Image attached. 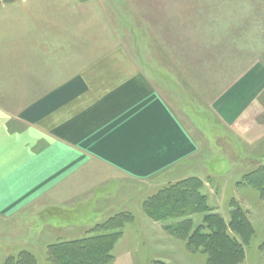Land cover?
Returning a JSON list of instances; mask_svg holds the SVG:
<instances>
[{"label":"crops","instance_id":"1","mask_svg":"<svg viewBox=\"0 0 264 264\" xmlns=\"http://www.w3.org/2000/svg\"><path fill=\"white\" fill-rule=\"evenodd\" d=\"M42 1L0 0V219L65 234L110 217L97 209L101 197L180 174L203 142L170 106L161 81L122 45H96L89 32L63 26L73 20L67 11H41ZM263 88L264 79H234L208 93L210 105L232 128ZM108 180L118 183L111 194ZM51 234L52 242L66 238Z\"/></svg>","mask_w":264,"mask_h":264},{"label":"rangeland","instance_id":"2","mask_svg":"<svg viewBox=\"0 0 264 264\" xmlns=\"http://www.w3.org/2000/svg\"><path fill=\"white\" fill-rule=\"evenodd\" d=\"M40 6L49 16L52 11H67L73 20L63 21L69 24L63 26L89 32L96 45H122L152 78L161 81L158 85L164 87L170 106L194 135L202 138L200 153L180 174L156 175L137 186L133 182L132 188L119 190L110 199L100 198L97 209L110 217L119 213L110 208L120 203L128 204V210L120 212L134 215L122 227L111 264H209L207 253L191 251L186 237L173 236L165 228L167 223L152 220L142 207L148 196L191 174L208 175L207 180L202 179L203 192L227 221L236 206L243 211L248 229L242 230L247 239L229 231L242 243L243 258L236 264H264V176L261 182L256 174L251 180L253 173H264V88L254 100L256 104L247 107L249 113L232 128L216 116L208 94L234 79H264V0H43ZM100 54L103 52H97ZM206 128L214 130L212 136L205 133ZM245 129L251 131L248 136L243 135ZM213 153L216 158H211ZM222 159L234 164L224 166ZM228 166L229 173L213 174ZM103 187L111 194L118 183L108 180ZM90 205H94L92 201ZM194 218L196 226L201 219ZM2 221L0 264L24 250L39 264H52L47 251L53 243L52 231L66 235L59 242L89 236L88 228L83 227L64 234L58 228L44 232L42 227L25 229L19 227L18 219ZM219 262L225 264L220 258Z\"/></svg>","mask_w":264,"mask_h":264},{"label":"trees","instance_id":"3","mask_svg":"<svg viewBox=\"0 0 264 264\" xmlns=\"http://www.w3.org/2000/svg\"><path fill=\"white\" fill-rule=\"evenodd\" d=\"M255 174L261 182L264 173H253L251 180ZM203 186V180L197 176L169 184L148 196L142 204L143 210L152 220L167 223L165 228L173 236L186 237L191 251L201 249L207 253L209 264H219V258L225 264H236L243 258L242 243L229 231L233 229L247 239L242 230L248 229L247 219L243 211L234 206L227 221L209 204ZM194 216L201 219L196 226ZM133 219V213L119 212L88 229V237L53 242L48 246V258L52 264H111L115 260L113 251L123 234L122 227ZM5 264L39 262L24 250L17 256H8Z\"/></svg>","mask_w":264,"mask_h":264}]
</instances>
